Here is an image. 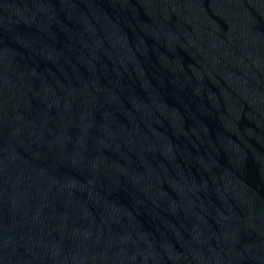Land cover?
<instances>
[{
  "label": "water",
  "instance_id": "1",
  "mask_svg": "<svg viewBox=\"0 0 264 264\" xmlns=\"http://www.w3.org/2000/svg\"><path fill=\"white\" fill-rule=\"evenodd\" d=\"M0 264H264V0H0Z\"/></svg>",
  "mask_w": 264,
  "mask_h": 264
}]
</instances>
